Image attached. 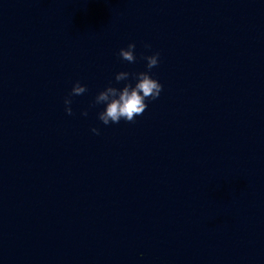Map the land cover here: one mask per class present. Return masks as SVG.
Returning a JSON list of instances; mask_svg holds the SVG:
<instances>
[{
  "label": "water",
  "instance_id": "1",
  "mask_svg": "<svg viewBox=\"0 0 264 264\" xmlns=\"http://www.w3.org/2000/svg\"><path fill=\"white\" fill-rule=\"evenodd\" d=\"M0 264H264V0H0Z\"/></svg>",
  "mask_w": 264,
  "mask_h": 264
},
{
  "label": "clouds",
  "instance_id": "2",
  "mask_svg": "<svg viewBox=\"0 0 264 264\" xmlns=\"http://www.w3.org/2000/svg\"><path fill=\"white\" fill-rule=\"evenodd\" d=\"M144 48L150 49V43H144ZM136 44L128 43L127 47H121L118 55L122 60L129 63L136 61L134 52ZM160 53L153 52L150 55H143L142 59L146 61V71L128 72L119 71L115 73L114 80L116 84L123 81L121 87L113 85L111 82L100 90L89 105V108L103 105L102 110L98 111L97 118L104 125L118 124L120 121L132 122L136 116L141 115L148 107L147 101L155 100L159 97L162 84L151 74V69L159 63ZM87 91V87L79 81L73 83L70 92L64 98L65 112L72 114L71 97L81 95ZM82 115H87L88 110H84ZM91 131L99 135L100 130L93 127Z\"/></svg>",
  "mask_w": 264,
  "mask_h": 264
}]
</instances>
